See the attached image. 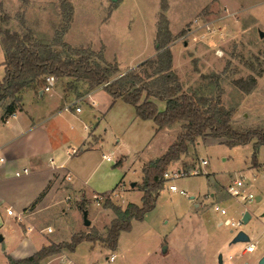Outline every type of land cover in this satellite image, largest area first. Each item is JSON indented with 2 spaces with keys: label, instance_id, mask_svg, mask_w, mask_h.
<instances>
[{
  "label": "rangeland",
  "instance_id": "obj_1",
  "mask_svg": "<svg viewBox=\"0 0 264 264\" xmlns=\"http://www.w3.org/2000/svg\"><path fill=\"white\" fill-rule=\"evenodd\" d=\"M67 1L73 7V16L63 40L72 47L101 52L107 62L117 64L120 72L135 69L157 53L155 34L162 0ZM163 1L167 7L163 14L172 36L168 47L174 60L173 70L183 90L196 98H212L217 80L223 90V106L234 110V126L238 130L264 127V0ZM61 21L58 0H0V29L17 32L21 37L30 33L35 42L50 43ZM2 51L0 45V63L4 60ZM250 77L255 78L256 86L248 94L233 85L235 80ZM3 105L6 104L0 102ZM120 106L124 105H115L109 117L104 116L98 124L102 149L87 156L98 162L101 153H112L113 164L104 163L88 184L96 196L87 192L83 201L81 193L71 190L63 194L61 199L66 200L62 204L37 218L32 237L52 241H68L74 234L102 237L114 218L112 211L103 207L107 198L122 209L126 207L125 201L141 204V172L134 173L127 162L113 166L120 153L130 156L144 150L150 139L143 129L124 121ZM76 107L85 117L90 110L85 102ZM85 119L89 125L88 118ZM62 125L63 129H69L75 123L72 120ZM165 130L168 137L155 138L141 155L143 159H152L165 145H172L180 128L175 125ZM194 149L193 160L191 155H182L175 165L181 176L165 182L155 208L144 220L132 222L131 231L121 234L115 251L101 249L104 247L98 241H84L74 250L73 258L80 264H104L105 256L114 253L116 260L111 264H184L183 259L193 260L194 264H218L221 255L223 264H258L264 256V147L258 149L257 165L253 167L252 144L229 148L206 138L199 139ZM78 162L74 158L70 165ZM192 166L201 171L190 175ZM174 171L179 170L169 167L166 170ZM87 172L86 169L84 174ZM123 175L125 187L118 191L120 194H104ZM240 178H244L245 192L252 194L254 201L239 203L227 195L226 187ZM75 182L73 179L72 183ZM132 183H136L134 191H129ZM171 184L186 195L170 192ZM218 191L222 196H211ZM82 202L84 208H80ZM215 206L224 209L226 215L214 211ZM245 212L250 215L249 221L232 230L227 222H239ZM84 213L91 221L88 227L84 225ZM47 225L50 232L45 230ZM239 231L249 236L254 245L252 253H243L248 243L229 246L232 236ZM165 246L169 247V253L159 257L158 252ZM5 252L4 244L3 249L0 246V254L5 256Z\"/></svg>",
  "mask_w": 264,
  "mask_h": 264
},
{
  "label": "trees",
  "instance_id": "obj_2",
  "mask_svg": "<svg viewBox=\"0 0 264 264\" xmlns=\"http://www.w3.org/2000/svg\"><path fill=\"white\" fill-rule=\"evenodd\" d=\"M62 14L60 29L55 30L50 43L35 42L30 33L20 36L17 32L0 29V44L4 51V76L0 80V102L5 105L4 116H11L19 108L21 95L27 90L41 91L44 78L54 75L63 81L65 92L78 93L80 83L89 91L102 89L113 101L121 100L134 108L142 121H152L157 131L179 126L176 139L158 159L142 168L141 204H128L124 209L110 198L103 204L114 214L104 237L91 234H74L69 241L51 243L22 260H10L9 264H42L60 253L74 252L76 247L98 241L105 249L114 251L121 233L130 232L133 221H142L155 208L157 197L164 189L163 174L167 168L188 152L199 139L219 141L229 148L253 145L251 163L256 166V153L264 147V127L238 130L234 126V110L222 104L223 90L216 80V92L212 98H196L183 90L173 70V56L168 45L172 41L168 21L163 14L167 9L161 1L155 34L156 54L135 69L120 72L116 63L107 62L102 53L90 48H74L64 42V35L72 22L73 7L67 0H58ZM233 85L243 93L256 86L253 77L235 80ZM154 101L164 103L159 111ZM34 205V204H33ZM80 208H84L82 202Z\"/></svg>",
  "mask_w": 264,
  "mask_h": 264
},
{
  "label": "crops",
  "instance_id": "obj_3",
  "mask_svg": "<svg viewBox=\"0 0 264 264\" xmlns=\"http://www.w3.org/2000/svg\"><path fill=\"white\" fill-rule=\"evenodd\" d=\"M2 52L4 53V51ZM153 55L149 54V57ZM3 62L4 60L0 63L2 68ZM3 76L4 68L0 80ZM66 81L68 80H57L55 87L49 93H44L42 90L25 91L21 95L19 108L11 116H4L5 105L0 106V152L6 157L5 166L0 168V236L3 238V245L5 244L6 248L5 256L0 254V264H9L10 260L17 261L30 257L39 251L41 247L48 246L51 243L66 242L64 240L52 241L36 239L32 237L33 226L37 218L44 211L62 204V201L66 200L65 197L61 199L62 195L69 194L71 190L75 191V193H81L83 195V201L86 199L84 195L87 192L92 194V197L96 196L88 184L100 172L104 163L113 164L111 158L110 161H106L104 158V156L111 157L112 153L111 155L101 153V158L98 162L92 157L90 159L87 158V156H92L95 150L102 149L103 139L98 134V124L104 119V116L109 117L108 113L115 105H124L120 106V111L124 115V121H129L143 129L150 141L144 150L137 151L130 156L120 153L117 157V159L119 158L118 161L113 166L114 168L122 165L123 162H127L131 168L130 170L133 169L135 171L134 173L137 171L141 172L143 177V166L160 158L169 148L167 144L156 157L143 159L141 155L147 148L152 146V141L159 136L163 137L165 135L168 137V130L164 128L157 131L152 121L138 119L133 107L123 103L121 100L113 101L111 96L100 88L89 91L86 84L80 83L78 93L65 92L63 85ZM80 102H85L89 106L90 110L86 116L89 125H87L83 112L81 110L78 112L75 110L76 106L80 107ZM154 102L159 111L164 110V103ZM73 110L75 113H73ZM72 120L75 123L74 127L63 129L62 124ZM197 144L198 142L195 145ZM195 145L190 146L188 152L183 154V156L188 157L191 155V160H193ZM71 149H78L79 152L72 154ZM74 158L79 162L70 165ZM181 159L182 156L178 161L172 163L169 168L180 171L175 165ZM251 166L253 167L252 164ZM258 166L260 165L258 164ZM22 169H27L28 174L15 177V172L21 171ZM86 169L88 172L84 174ZM189 171L191 175L194 172L199 173L201 169L198 170L195 166H192L191 169L189 167ZM88 174H90V177H82ZM115 175H118V172H115ZM81 178H83V181ZM124 178L125 175L120 177L115 186L113 187L112 185V189L110 188V191L104 194L118 196L120 194L118 191L125 187ZM73 179L77 182L72 183ZM133 184L135 186L136 183ZM129 191H134L131 184ZM211 196L220 197L222 195L218 191L215 194H211ZM128 204L134 203L125 201V206ZM8 208L14 210L15 215L22 216V220L19 222L13 216L7 215L6 209ZM214 211L220 214L219 210L215 208ZM13 220L19 225L17 226ZM217 225L220 226V223ZM48 228H50L49 225L45 227L47 232ZM121 234H129V232H123ZM70 238L71 236L69 240ZM166 248L165 253L161 252L162 249L158 252L159 257L169 253V247ZM73 254L74 252L64 251L59 255L43 261L42 264H80L73 258ZM182 262L184 264H194L193 260L187 261L183 259Z\"/></svg>",
  "mask_w": 264,
  "mask_h": 264
},
{
  "label": "built area",
  "instance_id": "obj_4",
  "mask_svg": "<svg viewBox=\"0 0 264 264\" xmlns=\"http://www.w3.org/2000/svg\"><path fill=\"white\" fill-rule=\"evenodd\" d=\"M56 82H57V80H56L54 75H47L44 78V86H43L42 91L44 93L51 92L53 90V88L55 87ZM75 110L77 112L80 111V109L78 107H76ZM78 152H79L78 149H71L72 154H77ZM104 158L106 161H110V157L104 156ZM5 164H6V157L4 156V154H2L0 152V168L4 167ZM202 164L205 165L206 161H202ZM26 174H28V170L22 169L21 171L15 172L14 176L20 177V176H23ZM193 174H196V172H194ZM180 175H181L180 171L165 172L163 174V178L166 182H169V181H173V180L179 178ZM168 190L172 193H179V194L184 195V196L186 195V193L184 191L178 190V188L173 184L168 186ZM226 192L231 198L236 199L239 203H242V202H248L249 203V202L254 201L253 195L245 192L244 178L234 180L226 188ZM95 199H97V198L95 197ZM214 208L216 210H219L221 215L226 214V211L224 209H219L217 206H215ZM6 213L9 216H13L19 222L22 220V216L15 215L14 210H12L10 208L6 209ZM241 224H242L241 220L239 222H233V221L227 222V225L229 227H231L232 230L238 229L241 226ZM50 231H51V229L48 228V232H50ZM253 251H254V245L249 242L247 244V246L245 247L243 253H252ZM115 259H116V256L114 254H110L108 257H106L104 264L112 263L115 261Z\"/></svg>",
  "mask_w": 264,
  "mask_h": 264
},
{
  "label": "water",
  "instance_id": "obj_5",
  "mask_svg": "<svg viewBox=\"0 0 264 264\" xmlns=\"http://www.w3.org/2000/svg\"><path fill=\"white\" fill-rule=\"evenodd\" d=\"M112 2H114L115 0H111ZM259 36L260 38L263 37V33H259ZM157 47V45L155 46V48ZM131 187H134V184L132 183L131 184ZM260 198L257 197L256 198V201H258ZM250 219V215L248 212H245L243 215H242V223L243 224H246ZM84 225L86 227H88L90 225V221L87 219V213H84ZM250 242V238L249 236L243 232V231H239L237 232L236 234H234L229 242V246L231 245H234L236 243H249ZM0 246L1 248L3 249L4 248V245H3V238L0 236ZM167 250L166 247H163L161 252L162 253H165ZM218 264H223V261H222V257L221 255L218 256ZM258 264H264V256L259 260Z\"/></svg>",
  "mask_w": 264,
  "mask_h": 264
}]
</instances>
